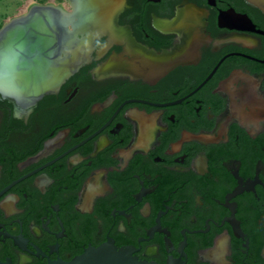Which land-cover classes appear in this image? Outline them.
Segmentation results:
<instances>
[{"label":"flooded vegetation","instance_id":"flooded-vegetation-1","mask_svg":"<svg viewBox=\"0 0 264 264\" xmlns=\"http://www.w3.org/2000/svg\"><path fill=\"white\" fill-rule=\"evenodd\" d=\"M111 27L55 93L0 95V264H264V10L123 0Z\"/></svg>","mask_w":264,"mask_h":264},{"label":"water","instance_id":"water-1","mask_svg":"<svg viewBox=\"0 0 264 264\" xmlns=\"http://www.w3.org/2000/svg\"><path fill=\"white\" fill-rule=\"evenodd\" d=\"M68 8L37 3L0 27V95L32 105L90 61L94 42L109 32L123 0H64ZM264 10V0H245ZM232 21L243 16L230 13ZM47 264H156L129 247L105 242L68 262ZM167 264H178L170 261Z\"/></svg>","mask_w":264,"mask_h":264},{"label":"rangeland","instance_id":"rangeland-1","mask_svg":"<svg viewBox=\"0 0 264 264\" xmlns=\"http://www.w3.org/2000/svg\"><path fill=\"white\" fill-rule=\"evenodd\" d=\"M26 1L27 0H0V27L8 19L21 14ZM46 2L61 4L64 6V8H68V5L64 0H45L43 3Z\"/></svg>","mask_w":264,"mask_h":264},{"label":"bare ground","instance_id":"bare-ground-1","mask_svg":"<svg viewBox=\"0 0 264 264\" xmlns=\"http://www.w3.org/2000/svg\"><path fill=\"white\" fill-rule=\"evenodd\" d=\"M34 2H35L34 0H27V1L25 2L24 9H23V11L21 12V14L24 13V12H26L27 9H28L29 7H31V6L34 4ZM47 5H48V6H49V5H50V6H55L56 4L51 3V2H48ZM56 6H58V5H56ZM56 6H55V7H56ZM58 7L61 8L62 10L67 11V10L64 8V6L61 5V4H59ZM107 25H108V29H110L109 32L112 33V27H110L109 24H107Z\"/></svg>","mask_w":264,"mask_h":264},{"label":"trees","instance_id":"trees-1","mask_svg":"<svg viewBox=\"0 0 264 264\" xmlns=\"http://www.w3.org/2000/svg\"><path fill=\"white\" fill-rule=\"evenodd\" d=\"M34 1H36V2H38V3H43V2H45V0H34Z\"/></svg>","mask_w":264,"mask_h":264}]
</instances>
